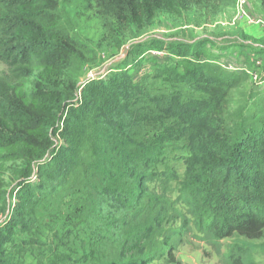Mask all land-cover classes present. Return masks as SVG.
I'll return each instance as SVG.
<instances>
[{"label": "trees", "instance_id": "16d2710c", "mask_svg": "<svg viewBox=\"0 0 264 264\" xmlns=\"http://www.w3.org/2000/svg\"><path fill=\"white\" fill-rule=\"evenodd\" d=\"M85 1L118 31L148 27L161 13L180 16L200 7L213 14L223 5ZM58 6L59 0H0V167L20 163L12 169L21 177L13 219L0 227V264H25L30 247L38 252L35 264H44L47 254L46 264H151L163 258L181 264L175 250L192 223L208 242L262 239L264 105L248 112L253 97L247 94L230 107L232 92L246 78L205 66L200 41L185 54L177 51V59L188 60L184 71L162 69L172 92L153 88L152 78L133 81L128 69L111 70L105 80L85 84L77 104H67L65 77L80 44L62 24ZM64 104L65 145L58 149L52 133ZM173 143L188 151L178 200L189 220L147 193ZM33 168L36 183L29 179ZM4 187L0 169V203ZM64 188L71 196L65 224L47 230L42 241L38 206ZM176 220L180 230L164 232V224ZM23 235L27 240L15 242ZM250 251L244 242L233 244L228 264H254Z\"/></svg>", "mask_w": 264, "mask_h": 264}, {"label": "rangeland", "instance_id": "374dc122", "mask_svg": "<svg viewBox=\"0 0 264 264\" xmlns=\"http://www.w3.org/2000/svg\"><path fill=\"white\" fill-rule=\"evenodd\" d=\"M223 5L216 13H209L200 7H192L180 16L159 14L148 27L137 29L130 26L125 30L110 28L107 22L97 17L94 9L85 0H59L61 22L69 36L80 44L79 56L76 57L65 77L67 104H77L81 99L82 88L93 80H105L111 75V70L128 69L133 81L142 78L152 82L153 88L162 92H172V87L164 82L167 76L163 68L177 67L179 72L188 66L187 59H181L178 52L187 53L188 46L205 41L200 48L199 61L205 66L217 71L229 72L224 69L229 65L236 67L235 73L246 78L243 86L232 92L231 108H236L242 102V97L252 95L248 112L263 103L264 88H259L256 82L263 79L264 66V27L246 26L237 16V0H222ZM245 9L254 18L264 22L263 0H245ZM181 49H180V48ZM175 51H173V50ZM178 51V52H177ZM177 52V53H176ZM182 53V54H183ZM177 56H181L177 59ZM186 58H190L187 55ZM195 59L194 57H191ZM260 63L256 81L248 75ZM226 70V71H225ZM156 75L159 78L156 79ZM64 106L58 112L60 124L52 133L54 145L61 149L65 145L62 134L67 113ZM188 151L181 143H173L166 150L163 162L155 168L157 179L147 184V193L163 198L181 219L189 220L186 209L178 200L179 184L183 179L185 165L182 160ZM18 164H7L0 167L3 173L4 193L0 203V227L9 224L13 219V207L16 202L17 186L21 177L12 169ZM37 171L33 168L29 179L37 182ZM67 188L55 198L46 199L40 203L37 210V225L42 241L48 235L47 230L55 232L63 226L71 203ZM53 225V227H52ZM181 221L165 223L166 233L180 230ZM26 235L15 237V242L27 240ZM207 237L198 231L195 225H189L178 241L175 256L181 264H228V255L233 244L244 242L250 248V259L254 264H264V237L257 241H247L239 237L208 242ZM42 244H44L42 242ZM48 246L47 243H45ZM31 250L25 255V264H35L38 252ZM39 250V253H42ZM43 255V263H47ZM151 264H168L166 259Z\"/></svg>", "mask_w": 264, "mask_h": 264}, {"label": "built area", "instance_id": "2783aa9c", "mask_svg": "<svg viewBox=\"0 0 264 264\" xmlns=\"http://www.w3.org/2000/svg\"><path fill=\"white\" fill-rule=\"evenodd\" d=\"M237 16L239 17L240 20H243L245 23L246 26H257V27H264V22L259 19V18H254L251 16V14L245 9V0H237ZM260 63L258 62V65ZM222 68L224 69H229V71H233L235 72L236 71V67L233 66V65H229L227 66V68H225L223 65L221 66ZM249 76H251V79L253 81H256V76H257V73L253 72L251 74H249V72H247ZM257 86L259 88H264V77L263 79L261 78V80L259 79L257 82H256Z\"/></svg>", "mask_w": 264, "mask_h": 264}, {"label": "crops", "instance_id": "0c3cea01", "mask_svg": "<svg viewBox=\"0 0 264 264\" xmlns=\"http://www.w3.org/2000/svg\"><path fill=\"white\" fill-rule=\"evenodd\" d=\"M254 29H261V27H255Z\"/></svg>", "mask_w": 264, "mask_h": 264}]
</instances>
